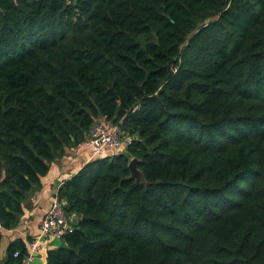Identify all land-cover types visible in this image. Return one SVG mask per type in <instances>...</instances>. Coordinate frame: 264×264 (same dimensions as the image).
Segmentation results:
<instances>
[{
    "label": "trees",
    "instance_id": "obj_1",
    "mask_svg": "<svg viewBox=\"0 0 264 264\" xmlns=\"http://www.w3.org/2000/svg\"><path fill=\"white\" fill-rule=\"evenodd\" d=\"M101 118L45 264H264V0H0L2 228Z\"/></svg>",
    "mask_w": 264,
    "mask_h": 264
},
{
    "label": "crops",
    "instance_id": "obj_2",
    "mask_svg": "<svg viewBox=\"0 0 264 264\" xmlns=\"http://www.w3.org/2000/svg\"><path fill=\"white\" fill-rule=\"evenodd\" d=\"M89 161V150L78 144L66 149L60 158L48 164L46 174L39 180V188L29 193L22 204V212L15 226L0 229V264H5L9 244L17 240L23 243L25 249L19 264H45L46 251L56 248L54 242L61 238L41 235L39 221L47 212L61 182L76 174ZM73 218L70 216L69 221ZM33 241L36 242L37 249L30 253L28 247Z\"/></svg>",
    "mask_w": 264,
    "mask_h": 264
},
{
    "label": "built area",
    "instance_id": "obj_3",
    "mask_svg": "<svg viewBox=\"0 0 264 264\" xmlns=\"http://www.w3.org/2000/svg\"><path fill=\"white\" fill-rule=\"evenodd\" d=\"M131 140V137L126 136L118 125L103 126L101 123H94L86 137L79 144L89 150L90 160H93L123 150ZM39 229L41 235L57 239H60L69 230L61 206L55 198L51 201L47 212L40 219ZM28 248L30 253L35 251L37 249L36 242H31ZM16 256L17 252H14L13 257Z\"/></svg>",
    "mask_w": 264,
    "mask_h": 264
},
{
    "label": "water",
    "instance_id": "obj_4",
    "mask_svg": "<svg viewBox=\"0 0 264 264\" xmlns=\"http://www.w3.org/2000/svg\"><path fill=\"white\" fill-rule=\"evenodd\" d=\"M135 161L134 160H130L129 163H128V170H129V173H130V177L132 179H134L136 182H138L140 180V174L138 173V171L135 169Z\"/></svg>",
    "mask_w": 264,
    "mask_h": 264
},
{
    "label": "rangeland",
    "instance_id": "obj_5",
    "mask_svg": "<svg viewBox=\"0 0 264 264\" xmlns=\"http://www.w3.org/2000/svg\"><path fill=\"white\" fill-rule=\"evenodd\" d=\"M95 123L96 124H103V126H107V125H109V124H111V125H117V124H115V123H112V122H110V121H105L103 118H101V119H97L96 121H95ZM94 124V123H93ZM92 124V125H93ZM91 125V126H92ZM91 128V127H90ZM54 245L56 246V247H60V246H62L63 245V243H62V241L61 240H56L55 242H54Z\"/></svg>",
    "mask_w": 264,
    "mask_h": 264
}]
</instances>
